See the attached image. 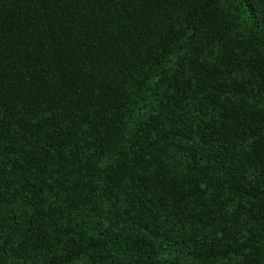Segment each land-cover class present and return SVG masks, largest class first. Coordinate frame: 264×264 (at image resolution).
<instances>
[{
  "label": "trees",
  "instance_id": "obj_1",
  "mask_svg": "<svg viewBox=\"0 0 264 264\" xmlns=\"http://www.w3.org/2000/svg\"><path fill=\"white\" fill-rule=\"evenodd\" d=\"M0 264H264V2L0 0Z\"/></svg>",
  "mask_w": 264,
  "mask_h": 264
},
{
  "label": "snow or ice",
  "instance_id": "obj_2",
  "mask_svg": "<svg viewBox=\"0 0 264 264\" xmlns=\"http://www.w3.org/2000/svg\"><path fill=\"white\" fill-rule=\"evenodd\" d=\"M262 2H264V0H262Z\"/></svg>",
  "mask_w": 264,
  "mask_h": 264
}]
</instances>
